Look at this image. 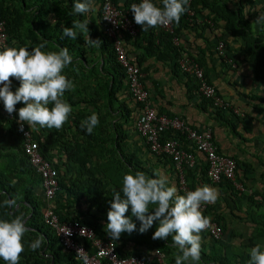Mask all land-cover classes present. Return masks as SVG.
<instances>
[{
	"label": "trees",
	"instance_id": "16d2710c",
	"mask_svg": "<svg viewBox=\"0 0 264 264\" xmlns=\"http://www.w3.org/2000/svg\"><path fill=\"white\" fill-rule=\"evenodd\" d=\"M67 1V4L65 2ZM97 1V0H95ZM101 4L100 9L97 11L99 22L101 23L102 30L97 26L92 25L93 19L85 18L86 15H76L73 13V4L76 0H51L53 5L48 4V0H25L26 6L22 3V0H0V19L6 20L7 29L10 42L17 48L14 39L18 36L16 31L18 28L24 27L25 39H20L19 44L29 48L39 46L41 37L47 41L45 51L48 49V43L53 41L59 45L56 48L67 47L70 55L73 57L71 65L67 66L64 70V74L73 82L78 83L80 75L83 71H86L87 62L86 53L93 46L85 42V36L83 34L78 35L76 40H70L67 37L62 36L63 27H71L72 22L75 20H88L89 34L91 38H98L101 36L103 42V49H105L109 56L106 59L109 63L108 68L111 67L120 77H125L127 81L126 73L120 64L111 40L105 34V21L103 20L104 0H98ZM234 3L233 6L218 2V0H193L189 7L196 12L200 11L199 5L207 7L209 14L207 15L214 23L221 25L223 33L218 37L219 40H223L226 44L228 39H235L241 41V48L244 50L246 57L253 63V70L255 75L264 82V35L258 34L254 31L250 25V14L244 9L242 1L228 0ZM139 0H117L116 3L127 14L133 18V14L130 7L133 3H139ZM158 5L161 0H154ZM37 6L38 11H33V14L27 13L26 10L30 6ZM199 7V8H198ZM188 10V11H189ZM188 11L181 16L180 26L189 28L195 23V21L189 22ZM50 13L53 22L46 20V13ZM32 21L38 28V31L33 27ZM26 22V24H25ZM181 28L175 27L173 24V30H163L160 28H153L147 32H142V28L139 25V32L137 35H130L124 33L123 39L126 46V41L132 42V38L137 39L140 32L144 34L141 43L146 45L150 53H159L162 51H170L177 59L181 58L179 46L175 45L173 37L178 35ZM98 36V37H97ZM32 40V42L30 41ZM25 44V45H24ZM129 58L132 62L138 66H142L141 58L136 56L132 58L130 51L126 47ZM87 50V52H85ZM158 56H161L158 54ZM194 59L199 62L203 67L201 58ZM202 63V64H201ZM178 64V63H177ZM87 65V66H86ZM179 66V64H178ZM82 69V70H81ZM142 69V68H141ZM69 71L72 74H69ZM115 74V75H116ZM95 77V71L91 70L89 73L82 74V80H93ZM117 80V79H116ZM19 81L15 78L12 79L13 87L19 86ZM100 83V81H99ZM115 84V83H114ZM109 80L104 78L103 83L94 85L95 93H99L102 99L114 97L116 91L114 85L110 88ZM78 88V87H77ZM72 89L65 92L64 99L73 107L78 108L79 101L74 100L79 94L78 89ZM86 90V87H84ZM130 94V93H129ZM92 96V95H91ZM131 96V95H130ZM132 97V96H131ZM133 99V97H132ZM134 100V99H133ZM211 103L213 104L212 100ZM23 104L18 103L16 105L17 112L15 117L9 116L6 113V121L2 124L0 131V202L8 198H15L17 200L18 207L15 209H7L0 207V219H9L14 215H18L21 212L27 217V225L30 229L25 234L23 240L25 242V252L21 255L19 264H52L54 260L56 264H82L75 253L69 249L64 248L59 241L54 229L45 222L44 210L48 206L45 193L38 194V190L42 187V179L37 170L32 166L28 160L24 149V138L18 131V109ZM141 104L135 101V111L131 106L123 103L121 105L120 112L123 117L130 119L132 114L139 109L136 119L141 113ZM76 109L75 111H77ZM86 109L81 108L75 113V119L68 127H62L60 130L51 129L49 135H45L41 129H32L35 139L39 142L40 152L49 159L53 167L58 171V180L60 189L55 195L50 206L54 212L57 213L62 221L78 220L82 221L80 216L75 212H72L76 206L77 201H84L89 207H96L97 210H101L107 214L112 199L113 189L119 191L122 188L123 176L128 173L134 174L136 171H143L148 176H154L156 173L153 169L148 170L140 164L139 161L132 159L130 154L124 149V143L129 138L128 135L119 131L116 135V130L111 135L105 126L100 123L93 131L92 134H88L85 129L80 127L81 121L80 115ZM136 115V114H135ZM104 119V118H103ZM121 126V124H120ZM101 127V130H98ZM119 127V126H118ZM80 133V136H79ZM176 136L184 139L182 134L176 131H163L161 130V139L175 138ZM187 146V144H185ZM188 147V146H187ZM56 148L57 152L53 154V149ZM166 157L173 164L176 172L175 165L172 159ZM238 163L237 176L239 180H242L240 176V164ZM193 167H189L187 170V179L189 181V173ZM207 170H204L206 173ZM189 175V176H188ZM177 176V174H176ZM189 177V178H188ZM178 183V177H177ZM220 185L226 184L229 188L233 189L235 196H239L241 192L236 189L233 182L227 179H222ZM190 187L194 190L193 184ZM43 189V188H42ZM44 192V190H43ZM242 194V193H241ZM232 193L230 197H234ZM240 198V197H239ZM249 199L255 202L254 194L249 196ZM126 215L131 216V209ZM208 216V214H204ZM252 217V215H250ZM133 220L139 228V221L133 217ZM223 227V237L227 235L226 225L221 222V219H216ZM248 220L256 223V228L251 233L247 246L251 249L256 244H260L263 248L264 229L258 230V220L256 216L249 218ZM84 223V222H83ZM87 224V223H86ZM97 228L96 224H91ZM259 225L264 226V220ZM156 225L154 224L146 233H139L134 231L131 234L127 232L122 233L118 240H114L117 243L119 252L122 255L138 254L142 257L155 254L156 250H160L164 254L165 264H175L174 253L177 249L172 247L171 238L168 241L165 240H153L152 235L155 231ZM98 233L101 232L98 230ZM44 236L45 240L42 248L31 251L27 248V243L38 237ZM230 239L236 237L233 232L229 233ZM107 237H109L107 235ZM212 239V251L208 252L202 249L201 264H248L249 252L236 246L234 243L223 242V238ZM244 236H242L243 238ZM259 239V240H258ZM134 242V247L126 248V244ZM89 244V241H86ZM157 260L153 257L152 261ZM210 262V263H208ZM154 264H163L159 261L153 262ZM0 264H5V261L0 258ZM105 264H111L106 261ZM148 264H151L150 262Z\"/></svg>",
	"mask_w": 264,
	"mask_h": 264
},
{
	"label": "crops",
	"instance_id": "0c3cea01",
	"mask_svg": "<svg viewBox=\"0 0 264 264\" xmlns=\"http://www.w3.org/2000/svg\"><path fill=\"white\" fill-rule=\"evenodd\" d=\"M225 1L230 6L234 5L232 1L218 0L223 4H225ZM234 1L237 3L240 0ZM241 1L244 9L250 14V25L253 30L260 35H264V22L256 23L257 17L264 13V0ZM22 3H25L24 6H26L25 0H22ZM48 4L53 5L51 0H48ZM65 4H67V1ZM100 7L99 1L94 0V10L86 14L85 18L93 19L92 25L97 26L101 32L102 26L97 18V11ZM199 7L200 11L198 12L194 9L188 11L187 20L189 22L195 21L191 27L184 28L180 26V23H175V27H182L180 33L175 35L180 39V44L177 46H179L181 57L201 58L203 63V67H201L204 69L206 78L216 86L219 94L230 103L229 108L216 109L209 99L202 96L197 91L198 82L195 77L192 74L184 73L180 69L177 64L179 59L174 57L170 51L150 53L146 45L141 43L144 37L142 32L139 33L137 39L132 38L131 43L126 41V47L129 49L132 58H141L143 80L150 90L151 99L158 114L178 116L199 130L211 127L219 151L224 155L234 157L239 162L242 178L239 181L244 185L243 190L236 188L238 192L241 191L238 193L239 196H235L232 192L233 189L226 184L220 185L219 182L215 183L209 179L207 172L204 173V170L208 168L206 156L198 151H196L195 165L189 173V182L195 188L207 184L218 190L219 198L217 202L205 205L203 214H208L207 217L211 219H221V222L226 225L227 235H224L223 242L234 243L241 249L246 248L243 250L250 251L247 242L256 228V223L248 219L255 215L258 220V230L260 228L264 229L263 225H259L264 220V82L255 75L253 63L244 54L241 41L229 38L225 47L226 56L219 54L217 46L221 41H218V37L223 33L221 25L219 24L220 27H218L217 23L209 19L207 7L204 8L202 5H199ZM38 9L37 6L32 5L26 12L33 14V11L37 12ZM45 18L46 20L52 18L49 12L46 13ZM50 21L53 22V19ZM32 24L38 31L33 21ZM24 31V27L18 28L16 31L18 38L14 41L17 48L24 47L23 44L20 45L18 42L20 39H25ZM96 39L100 42L89 49L88 52L85 51L89 60L86 71L81 73L78 83L74 82V90L78 87L79 91L74 99L79 101L78 108L72 107L73 111L64 127L72 124L75 113L81 108L86 109L80 115L82 120L95 111L100 123L107 128L111 135L114 128L116 135L119 131L128 135L129 138L124 143V149L127 150L132 159L139 161L148 170L153 169L155 173L160 172L166 175L170 184H174L179 193L183 194L177 183L173 164L166 157L153 154L144 138L138 133L135 122L139 109L132 114L130 119L124 118L120 112L123 103L131 106L135 111V103L129 94L126 78L117 75L111 67L108 68L109 63L106 56H109V53L103 49L101 36L94 37L93 40ZM30 41L32 42L31 39ZM262 42L264 43V38ZM56 46L59 47V45L50 41L46 51L58 52L59 48L57 49ZM158 54L161 56H158ZM91 70L95 71V77L93 80L84 82L82 74L89 73ZM69 74L72 73L69 71ZM104 78L109 80L110 88L114 85L116 91L114 97L112 96L109 100L108 98L102 99L99 93L93 95L96 92L94 85L103 83ZM17 87L19 86H14V91ZM84 87H86V90ZM76 109L78 110L75 111ZM6 113L3 101L0 100V131L2 128L1 123L6 121ZM38 129H41L46 136L51 131L46 127ZM98 130H101V127ZM185 141L189 147L190 144L187 143V140ZM55 152H57L56 148L53 149V154ZM43 193V189L40 187L38 194ZM231 193L235 198L230 197ZM252 194H254L255 202L249 199ZM74 205L76 208L72 212L78 214L84 223L96 224L97 229L102 234L107 235L105 232L107 214L105 212L97 210L96 207L88 208L87 203L85 204L84 201H77ZM231 232L236 234V237L230 239L229 233ZM242 236H244V239ZM202 237V249L208 252L212 251V239L207 232L204 231ZM262 239H264V236ZM125 246L126 248L134 247L135 243L129 242ZM154 257L157 260H151V264L159 261L155 254Z\"/></svg>",
	"mask_w": 264,
	"mask_h": 264
},
{
	"label": "clouds",
	"instance_id": "9594fccd",
	"mask_svg": "<svg viewBox=\"0 0 264 264\" xmlns=\"http://www.w3.org/2000/svg\"><path fill=\"white\" fill-rule=\"evenodd\" d=\"M189 7L190 0H161L159 5L154 0H140L139 3H133L130 10L135 23L141 26L142 32H147L150 29L166 27L172 23L179 24L181 16L189 10ZM93 10L94 0H76L73 4V13L76 15H86ZM104 19L112 20L113 17L106 14ZM261 22H264V13L256 19V23ZM88 24V20H75L71 27H63L62 36L76 40L78 35L83 34L85 42L94 46L100 41L90 37ZM179 44L180 39L175 45ZM46 45L47 41L41 37L39 46L31 50L27 47H8L0 50V100L3 101L4 108L9 114L17 112L18 103L23 104L18 109L17 120L21 131L25 123L30 129L46 127L58 131L73 111L72 106L64 99L65 92L75 87L74 82L64 74L67 66L72 64L73 57L67 47L55 52L45 51ZM219 54L226 56L225 49L223 53L219 51ZM13 78L20 82L15 91L12 85ZM209 83L214 85L212 82ZM217 93L219 94L218 90ZM133 101L135 103V100ZM99 123V117L93 111L90 116L81 121L80 127L88 134H92ZM185 147L191 148L186 145ZM218 198V190L207 184L180 194L177 187L170 184L168 177L163 173L157 172L154 176H148L143 171L125 174L122 188L119 191L113 189L112 199L109 201L110 208L105 225V232L109 237L105 236L116 241L122 233L131 234L138 231L143 234L155 224L152 239L168 241L171 238L172 247L177 249L174 253L175 264H201L202 233L211 226V218L203 214L202 206L215 204ZM0 207L15 209L18 207L17 200L15 198L5 199L0 202ZM129 207L131 216L126 215ZM133 217L139 221V228ZM93 227L98 232V229ZM29 231L27 217L22 212L9 219H0V258L5 261V264H19L21 255L25 252L23 237ZM65 233L71 235L70 230ZM44 240V236L31 240L27 243L28 250L36 251L42 248ZM76 257L81 263L83 261L82 264H89V258L82 248L77 249ZM249 257L248 264H264V248L256 244L250 249Z\"/></svg>",
	"mask_w": 264,
	"mask_h": 264
},
{
	"label": "built area",
	"instance_id": "2783aa9c",
	"mask_svg": "<svg viewBox=\"0 0 264 264\" xmlns=\"http://www.w3.org/2000/svg\"><path fill=\"white\" fill-rule=\"evenodd\" d=\"M116 1L104 0L102 15L105 21V34L111 40L117 58L126 73L130 94L136 102L141 104V113L136 120V128L139 134L145 139L155 155L168 156L172 159L180 189L184 193L193 190L188 183L187 170L195 165L196 151L206 156L207 175L211 181L220 182L225 178L232 181L236 188L243 190L244 185L237 176V160L219 151L211 128L201 131L178 116L159 115L157 113L151 99V93L143 81V72L140 66L129 58L123 39L124 33L137 35L139 25L135 23L134 18L118 6ZM106 14H110L113 19H104ZM161 28L172 31L173 23ZM174 42L178 44L179 38L174 37ZM8 47L15 46L10 42L6 20L0 19V50ZM218 49L220 53H223L225 43L221 41L218 44ZM179 66L184 73L192 74L198 80L197 91L205 98L212 99L216 109L230 107V103L217 93L216 87L207 81L204 70L196 60L189 56L181 57ZM9 116L14 118L15 112ZM160 130L177 131L185 139L183 141L176 137L162 140ZM18 131L25 139V154L40 174L46 200L49 202L44 212L45 221L54 229L62 246L72 250L76 255L77 249L82 248L89 258V264H105L106 261L111 264H148L153 259L154 254L144 257L138 254L122 255L117 249L116 242L105 235H100L93 226L78 220L62 221L49 205L60 189L58 171L53 167L51 161L40 152V145L34 137L33 130L25 123L23 131L20 130L18 124ZM185 140L190 144V149L185 147ZM204 209L205 205L202 206V211ZM69 230L71 235L65 233ZM205 232L214 239H221L223 236V228L215 219H211V226ZM86 240L89 241L90 245L85 243ZM155 255L159 262L165 263L164 255L160 250H156Z\"/></svg>",
	"mask_w": 264,
	"mask_h": 264
},
{
	"label": "rangeland",
	"instance_id": "374dc122",
	"mask_svg": "<svg viewBox=\"0 0 264 264\" xmlns=\"http://www.w3.org/2000/svg\"><path fill=\"white\" fill-rule=\"evenodd\" d=\"M238 204H239V203H238ZM238 204H237V205H238ZM247 235H248V234H247ZM243 239H244V238H243ZM226 243H227V242H226ZM242 249H246V248H242ZM248 249H249V248H248ZM209 251H210V250H209Z\"/></svg>",
	"mask_w": 264,
	"mask_h": 264
},
{
	"label": "water",
	"instance_id": "95a60500",
	"mask_svg": "<svg viewBox=\"0 0 264 264\" xmlns=\"http://www.w3.org/2000/svg\"><path fill=\"white\" fill-rule=\"evenodd\" d=\"M52 264H56L54 260L52 261Z\"/></svg>",
	"mask_w": 264,
	"mask_h": 264
}]
</instances>
